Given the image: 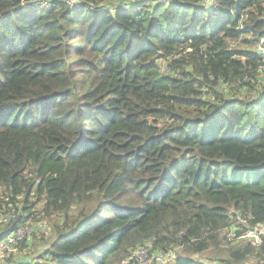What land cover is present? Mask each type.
<instances>
[{
    "label": "trees",
    "instance_id": "trees-1",
    "mask_svg": "<svg viewBox=\"0 0 264 264\" xmlns=\"http://www.w3.org/2000/svg\"><path fill=\"white\" fill-rule=\"evenodd\" d=\"M263 43L264 0H0V238L38 251L12 264H264L234 241L264 223Z\"/></svg>",
    "mask_w": 264,
    "mask_h": 264
},
{
    "label": "built area",
    "instance_id": "built-area-1",
    "mask_svg": "<svg viewBox=\"0 0 264 264\" xmlns=\"http://www.w3.org/2000/svg\"><path fill=\"white\" fill-rule=\"evenodd\" d=\"M43 5H47L46 1L40 2ZM259 52H264V45H259ZM163 68H166V63H164ZM17 214L12 212H7L3 215L2 221L8 224L9 221L16 217ZM264 223L258 224L255 228L251 229V233L256 237V239L249 238L252 242H260L261 236L264 235ZM253 230V231H252ZM35 228L29 223L19 225L14 230H7L3 232L0 238V264H12L9 262L11 255L15 253L22 241L28 237H31ZM261 235V236H260ZM242 237H251L250 230L247 234ZM175 253H163V252H153L151 249V244L146 243L141 245L133 251L130 258L122 261L120 264H173L175 259Z\"/></svg>",
    "mask_w": 264,
    "mask_h": 264
},
{
    "label": "rangeland",
    "instance_id": "rangeland-1",
    "mask_svg": "<svg viewBox=\"0 0 264 264\" xmlns=\"http://www.w3.org/2000/svg\"><path fill=\"white\" fill-rule=\"evenodd\" d=\"M209 3L210 4H212V1H209ZM260 45H264V43L263 44H260ZM258 48H259V46H258ZM262 54H264V52H262ZM164 65V64H163ZM262 81L264 82V72H263V74H262ZM229 96L232 94V91H229L228 93H227ZM243 94H245L244 92H243ZM30 201H32V202H34L35 201V205H33L32 203H30V207H27L26 209H33L38 203H42L43 202V200H41V201H38L37 199H36V197H32L31 199H30ZM19 205L21 206L20 208H19V210H22V208H23V206L25 205V201H24V199H23V197H20V202H19ZM44 207V206H43ZM43 207H41V208H36V210L34 211V214H39V215H41V218H44V217H42V216H46L47 217V215L45 214V213H43L42 212V210H43ZM19 212V211H18ZM57 217H55V216H52V217H49L48 219H47V222H48V224H49V230L48 229H46V227H47V223H43L42 224V226H45V237L47 238V239H44L45 241H46V243H43V246L41 247V249L42 248H46V247H48V245H49V242L50 241H52L53 240V238H54V230H51L50 229V226L52 227L55 223H56V221H55V219H56ZM46 221V220H45ZM34 227H35V225H34ZM264 228V227H263ZM253 231V230H252ZM247 233H245L244 234V236L246 235ZM250 234H251V237H240L238 240H234L233 238V240L234 241H237V242H241L242 240H247V239H249V238H251V239H256V237L251 233V229H250ZM229 236L230 237H232V236H234V233H231V234H229ZM261 236V235H260ZM250 240V239H249ZM35 242H39V243H41V240H39V241H35ZM34 242V243H35ZM37 245H38V243H37ZM39 246V245H38ZM179 252H182V248H177L176 249V251L175 252H173V253H175V254H177V253H179ZM38 253V251H37V249H35V247L33 246V245H31L30 247H28L27 249H25V250H21L20 248H18V250L15 252V253H13L12 255H11V257H10V259L8 260L9 262H13V261H15V259L17 258V257H19V256H30V259H35L37 256H36V254ZM194 257H196L197 258V256H194ZM199 258H201V259H203V261L204 262H206V263H208V262H210L211 261V257H215V256H213V252H212V250H210V251H207V252H204V253H202L201 255H199L198 256ZM252 260V259H251ZM211 263H212V261H211ZM168 264V263H167Z\"/></svg>",
    "mask_w": 264,
    "mask_h": 264
}]
</instances>
